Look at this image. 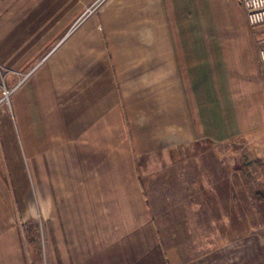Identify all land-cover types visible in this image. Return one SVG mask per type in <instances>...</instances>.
Wrapping results in <instances>:
<instances>
[{
	"label": "crops",
	"instance_id": "crops-1",
	"mask_svg": "<svg viewBox=\"0 0 264 264\" xmlns=\"http://www.w3.org/2000/svg\"><path fill=\"white\" fill-rule=\"evenodd\" d=\"M0 3L16 87L0 127V264H32L16 184L29 213L39 197L66 264L87 250L80 264H148L149 235L175 262L193 259L179 243L210 234V190L186 179L149 199L141 158L264 129L258 36L240 0Z\"/></svg>",
	"mask_w": 264,
	"mask_h": 264
},
{
	"label": "rangeland",
	"instance_id": "rangeland-1",
	"mask_svg": "<svg viewBox=\"0 0 264 264\" xmlns=\"http://www.w3.org/2000/svg\"><path fill=\"white\" fill-rule=\"evenodd\" d=\"M2 6L0 24L6 22L1 18L4 17L2 13H6L9 10L7 7H10L5 4ZM2 6L0 3V7ZM241 8L245 9L242 5ZM91 10L92 7L88 12ZM237 10L239 11L238 8ZM249 27L255 29L252 31L258 36V51L263 44L264 25ZM215 39L217 42H224L237 37ZM8 44L11 45V41ZM7 53L10 57L13 56V52ZM15 88V68L11 66V62L0 61V127L7 117L13 118L11 104ZM227 136L222 142H215L213 138V141L205 145L203 142H193L142 156L141 160L144 157V161L140 172L145 176L147 184L145 179L143 182L149 199L151 196L155 199L157 189L177 190L186 179H190L192 189H208L212 195L210 204H205L211 212V219L206 221L211 226L210 234L179 243L181 249L191 250L192 254L190 252L188 256L195 257L175 262L170 256L171 249L165 254L161 243L156 244L152 235H149L148 264H200L207 258L212 264H216V261L219 264H264V129L243 133L227 132ZM21 165L15 163V171H20ZM23 169L27 170L26 164ZM15 181L18 183L19 180ZM15 188L21 194L19 217L23 222L31 263L66 264L58 256L54 257L53 248L50 250L47 243L45 217L40 210L39 197L36 196L35 213H29L25 208L27 197H24L23 190L17 184ZM181 192L188 196L184 191ZM197 193L198 191H192V194ZM150 215L149 209V224L153 222ZM82 255L83 259L71 264H80L93 253L87 250Z\"/></svg>",
	"mask_w": 264,
	"mask_h": 264
},
{
	"label": "built area",
	"instance_id": "built-area-1",
	"mask_svg": "<svg viewBox=\"0 0 264 264\" xmlns=\"http://www.w3.org/2000/svg\"><path fill=\"white\" fill-rule=\"evenodd\" d=\"M245 7L247 21L250 26L256 27L264 25V0H240ZM259 50L261 70L264 75V39Z\"/></svg>",
	"mask_w": 264,
	"mask_h": 264
}]
</instances>
